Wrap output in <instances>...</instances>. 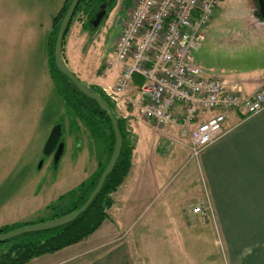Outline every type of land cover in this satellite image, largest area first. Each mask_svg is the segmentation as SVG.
Returning a JSON list of instances; mask_svg holds the SVG:
<instances>
[{"label":"rangeland","instance_id":"374dc122","mask_svg":"<svg viewBox=\"0 0 264 264\" xmlns=\"http://www.w3.org/2000/svg\"><path fill=\"white\" fill-rule=\"evenodd\" d=\"M45 1L48 14L39 13ZM132 3L133 0H115L96 29L83 28L82 14L71 19L63 54L67 68L83 84L101 90L112 86L107 78L116 66L109 63ZM15 4L21 10L22 33L34 36L31 42L20 39L21 45L13 44L8 52L0 53V228L52 220L53 214L67 205L60 203L59 198L91 178L103 157L91 148L82 129L73 128L71 135L65 131L71 120L48 75L47 45L42 40L45 29H40L37 21L50 28V20L44 17L57 13L58 0H15ZM36 4L41 6L34 9ZM255 9L254 0H221L201 30L202 40L191 51L193 61L205 72L221 75H236L259 67L264 62V25L254 18ZM17 41L14 39L13 43ZM57 124L62 125L65 142L55 165L43 149ZM132 125L142 150H147L154 137L160 136L161 132H155L141 117ZM181 139L188 141L189 150V140ZM173 146L171 151L176 149ZM163 152V156L154 154L151 163L153 168L164 163L166 173L173 169L168 177L165 172L162 175L164 186L135 204L123 221L119 208L111 207L107 218L90 237L26 264H212L215 259L216 264H230L226 263L227 255L220 242L208 243L213 253L205 254L202 250L206 240L202 238L197 243L198 250L188 252L187 247L195 243L193 233H186L183 223L185 214L192 213L188 203L181 204V198L190 186L187 179L190 188L198 196L202 194L203 180L196 167L199 156L191 160L190 152L186 156L185 151L171 156L166 146ZM167 160L171 164H165ZM187 217L198 229L212 220L210 217L202 224L194 215ZM209 227L206 237L215 242L216 236L209 237L213 234Z\"/></svg>","mask_w":264,"mask_h":264},{"label":"crops","instance_id":"0c3cea01","mask_svg":"<svg viewBox=\"0 0 264 264\" xmlns=\"http://www.w3.org/2000/svg\"><path fill=\"white\" fill-rule=\"evenodd\" d=\"M47 3V1L43 3L44 5H42L39 13L48 14ZM63 3L64 0H58L57 13ZM39 6L41 5L36 4L34 9ZM19 12L21 10L19 5L15 4V0H0L1 55L8 52L9 47L11 48L13 44L21 45L20 39L31 42V38L34 36V34L22 33V21H20ZM53 17H50V15L44 17L45 20H50V28L45 25L42 26L41 21L40 23L37 21L39 28L45 29L42 36L43 43L47 42V38L51 33ZM35 24L36 22H34ZM14 39H18V41L13 43ZM115 68L113 74L107 78V80H111L112 85L121 70L120 66ZM222 76L229 88H235L242 96H250L258 90L263 82L264 62L256 69H250L236 75H223L222 73ZM128 90L130 95L127 93V96L136 104L138 99L136 85L131 84ZM118 113L126 119L128 133L133 142L131 166L128 175L117 191L111 195L112 207L119 208L118 215L120 220L123 221L125 215L134 210L135 204L148 198L151 192H155L164 186L165 179L163 176L166 173V166L162 163L155 165L157 168H153L151 162L154 154L160 153L163 156L164 146L168 148V152H171V156L184 153V151L188 156L189 151L187 148L188 141L181 139L182 136L177 125L162 127L160 136H155L150 147L147 150H142L140 138L136 137L132 127V122L139 117L136 108L125 102L124 105L119 106ZM173 113L176 118L181 115L178 107L174 108ZM214 114L215 112H209L202 115V117L205 119ZM149 124L152 126L150 122ZM222 127L225 134L206 147L196 160L197 171L204 185V187L202 186V194L198 196V193L190 188L191 183L187 179L186 183L190 186L181 198V204L186 206L188 203L190 208L202 200H207L212 206L211 222L209 221L208 224L199 229L195 228L194 222L190 223L188 221V214L189 217H192L193 214L191 215L189 211L185 214L184 221L186 223H183L184 228L186 233H193V243H195L188 246L187 250L190 253H195L194 250L199 248L197 243H201L203 238L206 240V246L203 248L202 253H213L210 252V246L207 247V244L215 243L218 245L220 242L224 253L227 255L226 263L264 264V110L258 115L245 120L242 119L239 112H227ZM170 146L176 148L175 151L174 149L171 151ZM165 164L171 163L168 161ZM172 170L171 168L166 173V177L169 176ZM208 226H211L209 227L210 232L213 233L209 237L216 236L215 242L206 237ZM72 255H69L68 258ZM215 260L212 264L217 263V259Z\"/></svg>","mask_w":264,"mask_h":264},{"label":"built area","instance_id":"2783aa9c","mask_svg":"<svg viewBox=\"0 0 264 264\" xmlns=\"http://www.w3.org/2000/svg\"><path fill=\"white\" fill-rule=\"evenodd\" d=\"M221 0H133L114 43L112 62L121 70L103 93L117 108L125 102L152 124L155 132L177 125L189 140V159H196L224 134L225 113L239 112L250 119L264 110V81L250 96L229 88L219 73L205 72L191 51L202 40V28ZM134 76L142 80L137 103L127 96ZM181 115L176 118L173 110ZM215 112L203 119L202 115ZM191 213L202 224L212 216V206L199 201Z\"/></svg>","mask_w":264,"mask_h":264},{"label":"trees","instance_id":"16d2710c","mask_svg":"<svg viewBox=\"0 0 264 264\" xmlns=\"http://www.w3.org/2000/svg\"><path fill=\"white\" fill-rule=\"evenodd\" d=\"M70 1L71 0H64L61 9L52 18V29L46 42L48 75L71 120L67 126L68 129H65V131H67L68 135H71L73 128H75L76 131L82 129V132L87 134L91 148H96V152H101L103 157L100 159L98 169L92 174L91 178L83 182L75 190L59 198L60 203L66 202L67 205L57 210L52 216L53 219L67 215L79 209L84 204L104 170L114 145V136L107 114L101 111L93 100L81 94L65 76L56 70L53 63V47L56 33ZM105 1L106 0H80L72 19L78 14L84 15L85 21L82 26L86 29L89 27L88 22L96 13L97 8ZM114 1L115 0H113L111 6H109V10H111ZM70 24L64 35V39L69 31ZM63 58L65 61L64 54ZM131 82V84L136 85L137 89L142 84V80L137 76H134ZM89 88L100 95L117 120L122 146L112 172L106 177L100 192L95 196L86 210L70 223L44 232L23 234L1 243L0 264H26L34 258L75 245L95 233L107 218V211L110 210L113 204L111 195L117 191L128 175L131 166L133 142L128 133L126 119L118 115L115 104L101 89L93 86ZM21 226L22 225L1 227L0 234Z\"/></svg>","mask_w":264,"mask_h":264},{"label":"water","instance_id":"95a60500","mask_svg":"<svg viewBox=\"0 0 264 264\" xmlns=\"http://www.w3.org/2000/svg\"><path fill=\"white\" fill-rule=\"evenodd\" d=\"M254 1H255L256 9H255V12L253 13V16L260 25H264V0H254ZM79 2L80 0H71L67 7L66 12L64 13L60 21L58 31L55 37L54 47H53V63H54L56 70L60 74L65 76L81 94L93 100L98 105L100 110L107 114V116L109 117L110 123H111V129H112L113 136H114L113 150H112L111 156L104 170L102 171L101 175L98 178V181L95 187L93 188L92 192L88 196L87 200L84 202V204L79 209L67 215H64L62 217H59V218H55V219L45 221V222H40V223L33 224V225H24L16 229L10 230L6 233H2L0 234V244L7 242L8 240H11L23 234L44 232V231H48L51 229H55L67 223H70L71 221L76 219V217L79 214H81L82 212L86 210L88 205L92 202L95 196L100 192L106 177L112 172L113 167L120 154V150L122 146V139H121V135L118 129L116 118L114 117L113 113L111 112V110L109 109L105 101L100 97V95L92 91L89 88V86L83 84L67 68L66 62L64 61V58H63L62 45H63L64 35L68 29V26L71 22V19L74 15V12ZM111 2L112 0H106L97 8L96 13L93 15V17L88 22L90 29H96L99 26V24L103 21L106 14L108 13V9H109V6L111 5ZM55 147H56V150L54 152L53 162L56 165L64 149V139L62 138L60 124L55 125L50 131V134L44 145L43 154L45 156H49Z\"/></svg>","mask_w":264,"mask_h":264},{"label":"flooded vegetation","instance_id":"af4514ba","mask_svg":"<svg viewBox=\"0 0 264 264\" xmlns=\"http://www.w3.org/2000/svg\"><path fill=\"white\" fill-rule=\"evenodd\" d=\"M109 12V11H108ZM61 125V124H60ZM61 132H62V138L64 139V133H63V131H62V126H61ZM60 140V139H59ZM59 140H58V142H59ZM65 140V139H64ZM65 142V141H64ZM57 146V145H56ZM55 150H56V147L54 148V150L52 151V153L50 154V156H51V158H53V156H54V152H55Z\"/></svg>","mask_w":264,"mask_h":264}]
</instances>
